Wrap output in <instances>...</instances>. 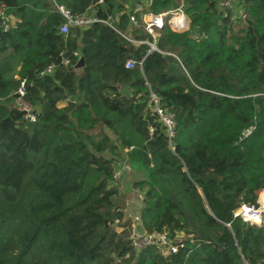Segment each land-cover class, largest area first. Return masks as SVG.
Wrapping results in <instances>:
<instances>
[{"label": "trees", "instance_id": "obj_1", "mask_svg": "<svg viewBox=\"0 0 264 264\" xmlns=\"http://www.w3.org/2000/svg\"><path fill=\"white\" fill-rule=\"evenodd\" d=\"M181 1L188 30L165 26L149 52L141 14ZM224 1L0 0V264H264V224L233 217L264 190V0ZM59 7L98 22L61 35ZM22 82L33 123L10 106ZM124 158L146 170L142 231L177 253L130 246L112 183Z\"/></svg>", "mask_w": 264, "mask_h": 264}, {"label": "built area", "instance_id": "obj_2", "mask_svg": "<svg viewBox=\"0 0 264 264\" xmlns=\"http://www.w3.org/2000/svg\"><path fill=\"white\" fill-rule=\"evenodd\" d=\"M146 6V2H144L143 5L135 4V7L133 8V10L131 9V11L133 13L141 12L145 10ZM222 6L228 8L229 0H225L222 3ZM183 7L184 3L181 1L178 8L174 11H169L158 15H152L149 13L141 14L140 19L143 25V30L147 35L151 37L152 42H140L139 44H146L149 46L151 52H157L158 50L156 48V41L159 30L167 26L174 33L186 32L189 28V20L183 12ZM57 10L64 18V24L59 28V33L64 36L68 34L70 28L85 30L90 25L98 22L94 16L93 11L83 16L73 17L67 10L62 7L57 8ZM242 18H244V16H242ZM128 19L131 27L137 26L136 18L134 15L130 14V11ZM0 20H5V8L3 6H0ZM104 23L112 28L108 22ZM5 29L7 30L8 26H5ZM124 39L129 40L126 37H124ZM63 63L65 64L66 62L64 61ZM134 66L135 62L133 61H127L125 64L126 69H133ZM54 69L55 67L52 65L46 67L39 74V77L41 78L44 76L52 75ZM24 95V82H22L20 88L15 94V98L10 102V106L14 110L20 112L24 120L33 123L35 122V112L30 108L28 104L24 102ZM149 103L151 104L152 111L158 118V122L163 125L167 137L171 139L173 137L175 127L173 116L163 111V109L159 105V100L154 95H150ZM149 131L150 133H152V129H150ZM250 133L251 130L245 131L243 133V138L249 136ZM126 163V158L116 162L112 176L113 185L117 186V184L122 182L125 171L127 170ZM260 197L261 194L258 196L255 205H240V207L233 213V217L239 218L243 223L261 227L264 224V202L260 201ZM128 241L130 242V246L135 252H141L146 248L154 247L163 255H168L177 253L178 249L183 247L182 243L179 242L178 239H171L166 233H145L141 229L139 220H135L133 224L129 225Z\"/></svg>", "mask_w": 264, "mask_h": 264}, {"label": "crops", "instance_id": "obj_3", "mask_svg": "<svg viewBox=\"0 0 264 264\" xmlns=\"http://www.w3.org/2000/svg\"><path fill=\"white\" fill-rule=\"evenodd\" d=\"M126 165H127V170H129V168L133 166L128 162L126 163ZM145 177L146 176L144 175H140L139 169H132L130 171H126V175L123 178L122 182L117 184L118 189L120 191V195L116 200L118 201L119 205H122V203L124 205V206L122 205V212L126 223L130 220L129 218L131 217L135 218V220H139L141 199H140V194L136 190H134L133 185L137 181L145 179ZM126 185H129L128 191H126L125 189ZM122 192L125 194V196H122Z\"/></svg>", "mask_w": 264, "mask_h": 264}, {"label": "rangeland", "instance_id": "obj_4", "mask_svg": "<svg viewBox=\"0 0 264 264\" xmlns=\"http://www.w3.org/2000/svg\"><path fill=\"white\" fill-rule=\"evenodd\" d=\"M235 1L234 0H229V9H231V10H233L234 9V6H235ZM234 12V11H233ZM235 13V16H237L238 14H240L239 12H234ZM237 22V21H236ZM235 31H236V29H235ZM130 168H132V169H139V171H140V175H144V176H146V170L144 169V168H141V167H137V166H135V165H133L132 167H130ZM129 168V170H126V171H130V170H132V169H130ZM126 171H125V174H124V177H125V175H126ZM261 194V193H260ZM259 194V195H260ZM117 201V200H116ZM121 203V202H120ZM117 204H119L118 203V201H117ZM122 205H123V203H122ZM124 206V205H123ZM130 220L127 222V225H131V224H133L134 222H135V218H129ZM128 230V229H127ZM117 231H119V230H117ZM127 233H128V231H127Z\"/></svg>", "mask_w": 264, "mask_h": 264}, {"label": "water", "instance_id": "obj_5", "mask_svg": "<svg viewBox=\"0 0 264 264\" xmlns=\"http://www.w3.org/2000/svg\"><path fill=\"white\" fill-rule=\"evenodd\" d=\"M151 52V51H150ZM85 67V62H84V59H83V56L81 54L80 51H78V54H77V61L76 63L72 66V69L74 71H79L81 69H83ZM128 188H129V185H126L125 186V189L126 191H128Z\"/></svg>", "mask_w": 264, "mask_h": 264}, {"label": "bare ground", "instance_id": "obj_6", "mask_svg": "<svg viewBox=\"0 0 264 264\" xmlns=\"http://www.w3.org/2000/svg\"><path fill=\"white\" fill-rule=\"evenodd\" d=\"M260 201H261V202H264V192L261 193Z\"/></svg>", "mask_w": 264, "mask_h": 264}]
</instances>
